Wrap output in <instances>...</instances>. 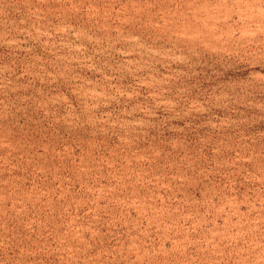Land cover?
<instances>
[{
  "label": "rangeland",
  "instance_id": "1",
  "mask_svg": "<svg viewBox=\"0 0 264 264\" xmlns=\"http://www.w3.org/2000/svg\"><path fill=\"white\" fill-rule=\"evenodd\" d=\"M0 264H264V0H0Z\"/></svg>",
  "mask_w": 264,
  "mask_h": 264
}]
</instances>
